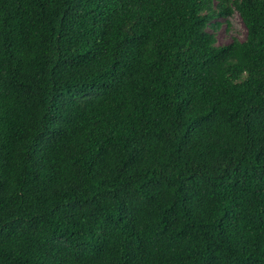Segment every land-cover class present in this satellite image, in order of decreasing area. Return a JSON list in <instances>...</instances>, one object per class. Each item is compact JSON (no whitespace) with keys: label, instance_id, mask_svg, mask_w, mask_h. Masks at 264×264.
Here are the masks:
<instances>
[{"label":"trees","instance_id":"1","mask_svg":"<svg viewBox=\"0 0 264 264\" xmlns=\"http://www.w3.org/2000/svg\"><path fill=\"white\" fill-rule=\"evenodd\" d=\"M0 264H264V0H0Z\"/></svg>","mask_w":264,"mask_h":264},{"label":"rangeland","instance_id":"2","mask_svg":"<svg viewBox=\"0 0 264 264\" xmlns=\"http://www.w3.org/2000/svg\"><path fill=\"white\" fill-rule=\"evenodd\" d=\"M217 45L222 46L231 41L232 38H236L242 41L245 37V28L242 25L237 14H234L229 19V25L225 22L220 24V28L215 33Z\"/></svg>","mask_w":264,"mask_h":264}]
</instances>
